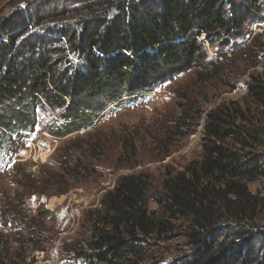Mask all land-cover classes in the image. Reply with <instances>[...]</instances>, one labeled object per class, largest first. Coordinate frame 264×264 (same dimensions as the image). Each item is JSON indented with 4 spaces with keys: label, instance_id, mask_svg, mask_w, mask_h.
<instances>
[{
    "label": "trees",
    "instance_id": "16d2710c",
    "mask_svg": "<svg viewBox=\"0 0 264 264\" xmlns=\"http://www.w3.org/2000/svg\"><path fill=\"white\" fill-rule=\"evenodd\" d=\"M255 2L236 7L232 0H42L0 18V171L38 133L65 139L86 132L168 81L205 69L209 60L200 37L228 47V39L244 36ZM252 79L248 96L263 104L264 83ZM245 115L236 102L208 112L200 160L165 174L156 197L150 174L118 177L99 208L85 213L87 234L69 245L73 256L94 264L130 261L181 222L186 258L172 264H264V249L254 254L255 243L250 253L244 248L253 236L264 239L257 228L264 193L251 188L264 182V131L238 123ZM83 148L65 149L66 158L54 164L61 171L48 174L57 193L74 182L83 186L99 172ZM25 189L32 191L4 195L1 213L5 224L16 218L20 228L36 231L44 223L20 214V206L23 197L41 194ZM46 214L41 211V218ZM4 244L5 262L10 243Z\"/></svg>",
    "mask_w": 264,
    "mask_h": 264
},
{
    "label": "rangeland",
    "instance_id": "374dc122",
    "mask_svg": "<svg viewBox=\"0 0 264 264\" xmlns=\"http://www.w3.org/2000/svg\"><path fill=\"white\" fill-rule=\"evenodd\" d=\"M35 1L42 0H0V18L9 17L17 8ZM250 1L253 0H232L236 7H248ZM255 1L257 9L252 14L253 19L244 25V36L228 39V47L222 46V41L211 45L203 42V35L200 37L209 60L205 69L191 70L168 81L159 91L144 95L136 104L108 113L95 128L86 132L65 139H56L48 132L38 133L32 138L36 139L34 142H28L27 147L24 143L15 152V161L0 171V202H4V195L23 196L25 191H32L25 187H32L41 195L32 192L23 197L20 214L38 219L44 226L36 231L24 230L16 218V222L9 220L5 224L0 209V264H94L75 258L69 246L86 237L85 213L99 208L101 197L113 189L117 178L123 175L150 174L152 197H156L165 174H176L200 160L204 119L212 109L236 102L246 114L238 123L264 131V103L248 96L252 77L264 83V0ZM66 7L73 11L74 6ZM76 145L88 149L90 157L94 156V166L99 172L83 186L74 182V187L59 194L48 184V174L61 171L56 165L66 158L65 149ZM70 158L75 162V157ZM255 186L264 193L263 181L251 188ZM63 203L74 208L71 209L73 219L64 231L56 222L57 209ZM149 207L158 218H164L156 204L150 203ZM41 211L47 212L45 218H41ZM182 227L181 222L177 223L174 233L148 241L138 257L119 264H172L185 260L187 247ZM257 228L264 230V209ZM252 239L244 248L250 253L255 243L254 254H258L264 249V239L257 236ZM6 242L10 243V248L9 258L5 257L4 262Z\"/></svg>",
    "mask_w": 264,
    "mask_h": 264
},
{
    "label": "bare ground",
    "instance_id": "6f19581e",
    "mask_svg": "<svg viewBox=\"0 0 264 264\" xmlns=\"http://www.w3.org/2000/svg\"><path fill=\"white\" fill-rule=\"evenodd\" d=\"M247 38H244V40H246ZM82 195V194H81ZM88 196V195H87ZM68 197V196H67ZM89 197V196H88ZM69 198V197H68ZM67 200V199H66ZM71 200V199H70ZM82 201V200H81ZM90 201V200H89ZM82 203V202H81ZM75 204V203H74ZM73 205V203H72ZM86 205V204H85ZM55 206V205H54ZM58 208V207H57ZM84 208V207H83ZM71 209L74 210L73 206H70V204H66L63 205L57 209V212H56V222H57V226L59 228L62 229V231L66 230L68 225L71 223L73 217H72V214H71ZM85 209V208H84ZM90 209V208H89ZM92 209V208H91ZM53 212V211H52ZM81 212V211H80ZM61 213H62V217H61ZM74 213V212H73ZM82 214V213H81ZM81 216V215H80ZM75 225V224H74ZM58 228V229H59ZM73 229V228H71ZM75 231V230H74ZM73 231V232H74ZM67 233V232H66ZM57 234V233H56ZM63 239V238H62Z\"/></svg>",
    "mask_w": 264,
    "mask_h": 264
},
{
    "label": "built area",
    "instance_id": "2783aa9c",
    "mask_svg": "<svg viewBox=\"0 0 264 264\" xmlns=\"http://www.w3.org/2000/svg\"><path fill=\"white\" fill-rule=\"evenodd\" d=\"M252 30H255V28H253ZM61 217H62V213H61ZM62 219H63V217H62Z\"/></svg>",
    "mask_w": 264,
    "mask_h": 264
},
{
    "label": "snow or ice",
    "instance_id": "6c2138e0",
    "mask_svg": "<svg viewBox=\"0 0 264 264\" xmlns=\"http://www.w3.org/2000/svg\"><path fill=\"white\" fill-rule=\"evenodd\" d=\"M21 154H23V153H21Z\"/></svg>",
    "mask_w": 264,
    "mask_h": 264
}]
</instances>
